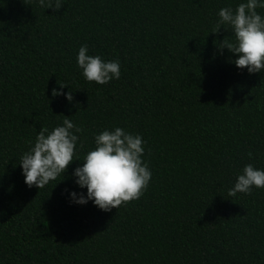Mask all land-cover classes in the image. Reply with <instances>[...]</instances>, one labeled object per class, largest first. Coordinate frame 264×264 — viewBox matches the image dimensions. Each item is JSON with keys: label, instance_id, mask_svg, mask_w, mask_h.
I'll use <instances>...</instances> for the list:
<instances>
[{"label": "trees", "instance_id": "obj_1", "mask_svg": "<svg viewBox=\"0 0 264 264\" xmlns=\"http://www.w3.org/2000/svg\"><path fill=\"white\" fill-rule=\"evenodd\" d=\"M242 2L62 0L53 13L0 0V264H264V189L227 194L245 165L264 170V72L218 51L230 28L211 33ZM85 44L120 78L86 81ZM65 116L83 129L80 161L29 188L20 157ZM116 127L143 138L147 189L109 212L70 202L86 194L73 170Z\"/></svg>", "mask_w": 264, "mask_h": 264}, {"label": "clouds", "instance_id": "obj_2", "mask_svg": "<svg viewBox=\"0 0 264 264\" xmlns=\"http://www.w3.org/2000/svg\"><path fill=\"white\" fill-rule=\"evenodd\" d=\"M42 9L51 8L55 13L63 6L62 0H38ZM264 8L261 0H246L235 9L221 8L219 19L213 28V34L221 29H231L233 38H223L217 44L218 51L223 49L236 56L231 61L238 69H247L249 74L264 72V17L257 9ZM77 65L82 70L84 79L104 85L121 76L120 63L103 61L100 56L88 54V46L82 45L77 55ZM63 89L66 84H59ZM73 91L63 93L52 89L53 97L64 95L72 102ZM83 129L77 127L66 116L63 126H56L49 131L41 127L34 145L20 157V168L24 183L29 187L44 188L50 181L56 180L67 171L76 156V146ZM95 148L83 158L82 166L76 167L72 176L75 184L86 194L70 192V202L84 205L91 201L98 209L109 212L121 205L139 199L147 189L152 177L148 163L143 159L144 140L138 134L126 132L123 128L104 130L94 136ZM83 147V145H81ZM249 158L252 154L249 153ZM64 178V177H63ZM253 187L264 189V170H259L249 163L242 174L228 190V196L237 193L251 194Z\"/></svg>", "mask_w": 264, "mask_h": 264}]
</instances>
